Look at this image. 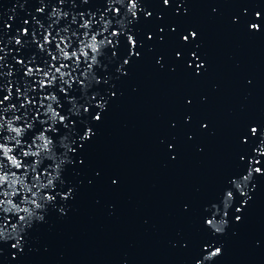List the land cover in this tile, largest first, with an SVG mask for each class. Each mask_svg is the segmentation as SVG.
<instances>
[{
	"label": "water",
	"instance_id": "95a60500",
	"mask_svg": "<svg viewBox=\"0 0 264 264\" xmlns=\"http://www.w3.org/2000/svg\"><path fill=\"white\" fill-rule=\"evenodd\" d=\"M89 5L75 0L72 7ZM39 6L40 0H0V72L9 64L20 68L19 46L9 38ZM141 8L134 23L140 55L131 54L126 37L115 56L111 45L103 49L93 70L103 79H92L91 87L106 107L93 101L91 117L99 113L101 120L78 121L79 134L90 126L94 135L68 153L56 200L33 218L23 252L13 258L10 241L0 239V264H196L209 214L218 219L222 254L204 264H264V175L242 186L247 197L235 186V199L222 193L243 171L240 156L255 146L251 127L264 132V28L249 26L264 24L255 17L264 13V0H141ZM9 17L16 20L12 30ZM56 139V155L63 156Z\"/></svg>",
	"mask_w": 264,
	"mask_h": 264
},
{
	"label": "snow or ice",
	"instance_id": "6c2138e0",
	"mask_svg": "<svg viewBox=\"0 0 264 264\" xmlns=\"http://www.w3.org/2000/svg\"><path fill=\"white\" fill-rule=\"evenodd\" d=\"M80 2L89 5V0ZM74 3L75 0H40L34 13L21 17L15 34L9 38V43L19 46L14 60L20 68L9 64V71L0 72V239L10 241L11 249L16 250L13 258L23 252L33 218L56 200V180L65 160L70 159L68 153L82 149L84 141L94 135L90 126L79 134L78 121L87 124L92 119L102 118L99 113L91 117L89 109L93 101L100 109L106 107L104 97L91 87L92 79L97 83L103 79L95 77L93 72L103 49L111 45L115 56L117 46L126 37L131 54L140 55L135 51L140 42L134 35V23L139 19L138 12L143 10L141 0H127L124 8L120 6L123 0L119 4L117 0H91L88 7L79 10L72 7ZM163 3L168 5L171 0H163ZM146 15L150 17L152 13ZM255 17L262 21L264 13L256 11ZM9 19L12 23L6 24V28L12 30L16 20L15 17ZM249 26L257 31L264 28L260 22ZM190 35L195 38L197 32L192 31ZM148 38H152L151 34ZM183 40L189 41V35H184ZM3 61L5 56H0V62ZM128 63L129 59L123 60V64ZM202 66V63L197 65V69ZM66 105L69 110L65 112ZM81 108L89 113L88 117L81 113ZM250 132L257 138L251 141L255 146L250 153L240 156L241 162H247L242 163L243 171L232 177L223 189L225 200L235 199L233 186L247 197L242 186L247 185L254 174L264 175L261 166L264 139H259L264 132L258 126H252ZM57 137L65 149L63 156L56 155ZM244 142L249 143L247 136ZM49 160L54 163H48ZM247 203L248 198H245L236 212L242 213ZM225 215H229L227 210ZM39 219L43 220L44 216ZM235 220L241 221L242 215H235ZM204 223L208 229L202 246L204 257L196 264L211 262L222 254V247L215 239L216 234L221 233L217 217L209 214Z\"/></svg>",
	"mask_w": 264,
	"mask_h": 264
}]
</instances>
